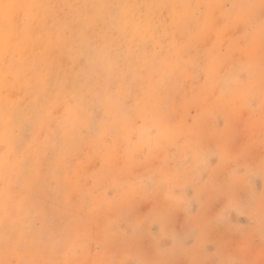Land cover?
Instances as JSON below:
<instances>
[{
    "label": "rangeland",
    "instance_id": "rangeland-1",
    "mask_svg": "<svg viewBox=\"0 0 264 264\" xmlns=\"http://www.w3.org/2000/svg\"><path fill=\"white\" fill-rule=\"evenodd\" d=\"M177 1L42 0L0 56L2 264H264V0Z\"/></svg>",
    "mask_w": 264,
    "mask_h": 264
},
{
    "label": "bare ground",
    "instance_id": "bare-ground-1",
    "mask_svg": "<svg viewBox=\"0 0 264 264\" xmlns=\"http://www.w3.org/2000/svg\"><path fill=\"white\" fill-rule=\"evenodd\" d=\"M216 2H217V0H216ZM189 5H191V3ZM177 6H178V1H177ZM216 8L218 10V16H219L221 13V7H220V5H218V3L216 5ZM45 10H46V7L44 9L42 0H0V56H5V55H8L10 53L20 54V56H23L24 54H26L29 57H34L36 55H41V57L43 56V51L45 50V45H49V47H50L51 39H50V37L47 40H46V38L42 39V34H41L42 31H38L36 33H33L32 32V25H33L34 21H37L40 13H42V16H45V13H46ZM251 10H249V11H251ZM247 12H248V10H247ZM194 13H192V15ZM197 13L201 14L200 12H197ZM239 14H240V12H239ZM229 18H231L230 15H229ZM225 19H228V15L223 16V20H225ZM205 20H206V22L211 23L213 20H216V15L214 16L213 12L209 11L205 16ZM184 23H182V24L184 25ZM193 29H195V28H193ZM225 31H226V26H224L222 28V32H225ZM169 35L171 36V38H175V33H174L172 28L169 30ZM195 42H198L197 38H196ZM195 42L193 41L194 44H195ZM195 46H196V44H195ZM129 48H131V47H129ZM181 49L182 48L180 47L179 42H177L176 40L174 41V39H173V56H174V63L173 64H175V65H178L179 62L182 61V59H183ZM193 52H195V50H193ZM186 55H188V54H186ZM200 56H201V54H200ZM5 61L6 60L1 59L0 60V66L2 64L4 65ZM179 65H181V63ZM121 74H122V72H121ZM44 75L45 74L43 73L42 77L40 79V83L36 86H34L35 85V79L30 80V87L40 88L41 90H45L46 86H47V76H44ZM16 77H18V76H16ZM132 80H133V76H132ZM21 82H22V80H21ZM59 84H62V83H59ZM6 85H7L6 80L4 78L1 79V75H0V90L2 88H4ZM224 85H225V82H224ZM21 86H22V84H21ZM62 91H64V90H62ZM101 92H103V90ZM1 95H3V94H1ZM54 96L56 97V95H54ZM62 98H64V97H62ZM118 101H119V99H118ZM48 106H49V104H48ZM82 112H83V110H82ZM70 114H71V111H70L69 107H67V108L63 107V110L60 111L59 114L53 115L51 119L53 120V122L56 126H58L63 132H66L67 131V129H66L67 119L69 118ZM81 115H79V116H81ZM117 115H119L118 112H117ZM124 115H126V114L124 113ZM96 125H97V123H96ZM149 128H150V126H145V127H142L140 130H138V132L136 134V141L141 140V136H145L146 140H151L154 137H156V136L150 135V133L147 132ZM47 129H48V126H47ZM113 132H116V131H114V129H113V130H111V133L113 134ZM116 133H115V135H116ZM104 149H105V151H113V152L115 151L112 143L109 146L105 147ZM1 157L2 156H0V174H1L2 168H3V159L5 158V157L4 158H1ZM181 157H183V156H181ZM6 213H7V208H5L4 204H0V224L2 223V220L4 218L3 216H5ZM11 216H12V214H11ZM0 232H1V230H0ZM5 239H7V237ZM11 256L14 257V262L12 261L13 264H19L20 263V256L18 255L17 251H13ZM4 259H6L5 255L0 251V264H2Z\"/></svg>",
    "mask_w": 264,
    "mask_h": 264
}]
</instances>
